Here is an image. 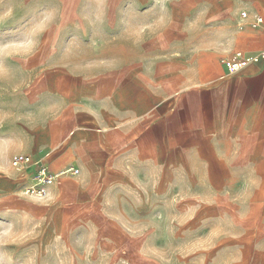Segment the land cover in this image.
<instances>
[{
	"label": "crops",
	"instance_id": "obj_1",
	"mask_svg": "<svg viewBox=\"0 0 264 264\" xmlns=\"http://www.w3.org/2000/svg\"><path fill=\"white\" fill-rule=\"evenodd\" d=\"M0 16V264L10 213L41 227L13 252L77 222L137 240L174 213L231 264H264V0H0ZM238 52L259 61L231 73ZM17 155L77 173L27 197Z\"/></svg>",
	"mask_w": 264,
	"mask_h": 264
},
{
	"label": "rangeland",
	"instance_id": "obj_2",
	"mask_svg": "<svg viewBox=\"0 0 264 264\" xmlns=\"http://www.w3.org/2000/svg\"><path fill=\"white\" fill-rule=\"evenodd\" d=\"M4 49L0 47V53ZM169 210L168 214H170ZM59 225L57 229L62 236L55 238L49 249L37 251L28 248L13 252L11 248L25 239V237L19 239L23 231H35L41 227L32 219L22 222L10 213L7 230H4L8 235V264H231L234 262L230 261V256L223 254L222 248H215V239L208 238L207 223L178 222L174 213L165 223L153 220L151 223L135 224L136 230L146 232L145 238L137 240L116 238L111 235L114 232L113 228H102L103 225L99 223L77 222ZM100 230L105 231L104 236L98 233ZM116 230L118 231L117 228ZM113 247H115V261L109 254Z\"/></svg>",
	"mask_w": 264,
	"mask_h": 264
},
{
	"label": "built area",
	"instance_id": "obj_3",
	"mask_svg": "<svg viewBox=\"0 0 264 264\" xmlns=\"http://www.w3.org/2000/svg\"><path fill=\"white\" fill-rule=\"evenodd\" d=\"M258 23H263V19H259ZM259 58L247 59L243 53L238 52L234 55L233 60H222L227 65L231 73L241 71L245 65L258 62ZM12 167L19 173L28 176L32 180V184L25 190L27 197L36 198L38 200L45 199L48 195V188L54 184L62 175L68 173H77V171L67 170L61 174H54L50 167L43 160H35L29 155H18L12 160Z\"/></svg>",
	"mask_w": 264,
	"mask_h": 264
}]
</instances>
